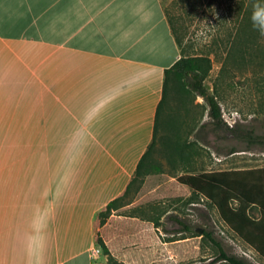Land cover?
Instances as JSON below:
<instances>
[{"label": "crops", "instance_id": "0c3cea01", "mask_svg": "<svg viewBox=\"0 0 264 264\" xmlns=\"http://www.w3.org/2000/svg\"><path fill=\"white\" fill-rule=\"evenodd\" d=\"M165 7L0 0V264H106L94 220L133 177L181 56Z\"/></svg>", "mask_w": 264, "mask_h": 264}, {"label": "rangeland", "instance_id": "374dc122", "mask_svg": "<svg viewBox=\"0 0 264 264\" xmlns=\"http://www.w3.org/2000/svg\"><path fill=\"white\" fill-rule=\"evenodd\" d=\"M164 1L170 13L185 25L183 45L189 54L212 48L218 53H209L212 67L204 85L217 97L225 123L236 130L213 129L204 99L196 96L188 101L181 124V137L189 143L185 145V160L175 156L171 163L157 143L154 158L161 171L143 175L127 194V204L95 225L100 259L106 263L108 256L98 240L118 264H229L217 259L218 249L202 234L209 231L228 254L250 264H264V259L228 228L208 200L176 181L184 173L264 166V143H251L237 132L264 138V67L254 61L243 66L228 62V70L220 71L224 59L221 39L232 25L229 9L238 0H178L172 5V0ZM225 16L227 22L222 23ZM193 125L191 132L187 131ZM250 213L257 216L255 209ZM174 217L182 219L190 230L180 231L182 226Z\"/></svg>", "mask_w": 264, "mask_h": 264}, {"label": "trees", "instance_id": "16d2710c", "mask_svg": "<svg viewBox=\"0 0 264 264\" xmlns=\"http://www.w3.org/2000/svg\"><path fill=\"white\" fill-rule=\"evenodd\" d=\"M176 1L178 0H172L171 5ZM254 3L255 0H238L235 6L229 9L228 15L231 17L232 25L224 30L221 39L224 59L220 71L228 70V62L243 66L254 61V64L264 67V36L260 35L264 24L251 20ZM232 10L236 13L231 14ZM165 15L181 56L164 71L162 94L156 108L151 143L123 192L97 213L93 223L94 229L98 220L104 221L112 210L127 204V194L138 180L141 181L143 175L161 171V166L154 158L158 142L171 163L175 156L185 160V145L189 143H185L181 137V124L185 113L188 112V101L192 102L196 96L204 99L208 105V115L213 129H224L229 133L236 130L225 123L217 97L213 93H208L204 85V80L212 67L209 53H213V56H217L218 53L212 48L206 53L189 54L183 45L185 25L179 23L170 13L169 7H165ZM226 19L225 16L221 22H227ZM214 43L215 39L212 40V44ZM193 128L194 125L187 131L191 132ZM237 132L238 136L248 138L251 143H264L261 136L253 137L251 132L244 133L241 130ZM176 181L190 189L192 194L208 200L228 228L264 259V166L184 173L178 175ZM251 209L257 211V216L250 213ZM174 220L182 226L180 231L190 230L182 219L174 217ZM202 234L218 249V260H225L229 264H250L243 258L228 254L209 231ZM94 238L96 242L95 234ZM97 242L103 253L108 256L106 264H118L109 255L104 243L101 240Z\"/></svg>", "mask_w": 264, "mask_h": 264}, {"label": "clouds", "instance_id": "9594fccd", "mask_svg": "<svg viewBox=\"0 0 264 264\" xmlns=\"http://www.w3.org/2000/svg\"><path fill=\"white\" fill-rule=\"evenodd\" d=\"M251 20L253 22L260 21L262 24H264V0H255V3L253 4ZM260 35L264 36V29L260 31Z\"/></svg>", "mask_w": 264, "mask_h": 264}, {"label": "built area", "instance_id": "2783aa9c", "mask_svg": "<svg viewBox=\"0 0 264 264\" xmlns=\"http://www.w3.org/2000/svg\"><path fill=\"white\" fill-rule=\"evenodd\" d=\"M100 253V249L98 247H94L92 250H91V254L92 256H96Z\"/></svg>", "mask_w": 264, "mask_h": 264}, {"label": "water", "instance_id": "95a60500", "mask_svg": "<svg viewBox=\"0 0 264 264\" xmlns=\"http://www.w3.org/2000/svg\"><path fill=\"white\" fill-rule=\"evenodd\" d=\"M198 231H199V232H201L202 230H201V229H199Z\"/></svg>", "mask_w": 264, "mask_h": 264}]
</instances>
